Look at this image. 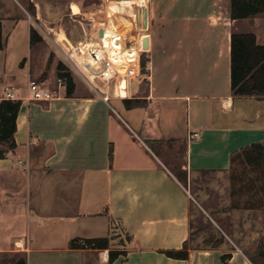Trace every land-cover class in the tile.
I'll return each mask as SVG.
<instances>
[{
  "label": "crops",
  "instance_id": "0c3cea01",
  "mask_svg": "<svg viewBox=\"0 0 264 264\" xmlns=\"http://www.w3.org/2000/svg\"><path fill=\"white\" fill-rule=\"evenodd\" d=\"M119 1L125 13L109 4L115 23L146 0ZM71 8L80 11L77 2ZM140 9L133 16L146 26ZM147 9V76L106 83L80 68L69 96L61 76L45 80L49 56L33 53L29 19L30 56L17 69L0 60V101L10 91L22 102L17 147L0 157V253L24 254L28 264H262L264 227L255 225L262 213L231 232L194 226L195 199L169 147L182 146L185 169L204 173L226 172L237 153L264 144V96H236L231 85L232 34L254 33L264 44L263 28L253 18L233 20L231 0H150ZM4 11L0 4L2 54L13 44ZM10 22L15 31L19 21ZM68 47L71 60L89 64ZM32 80L54 99L29 100ZM105 238L109 248L72 245ZM185 250V259L167 255ZM111 251L120 253L114 262Z\"/></svg>",
  "mask_w": 264,
  "mask_h": 264
},
{
  "label": "rangeland",
  "instance_id": "374dc122",
  "mask_svg": "<svg viewBox=\"0 0 264 264\" xmlns=\"http://www.w3.org/2000/svg\"><path fill=\"white\" fill-rule=\"evenodd\" d=\"M72 2H77L80 11H73ZM122 6V11L126 4L119 0H0V4L5 6L4 14L7 35L13 44L6 48L4 54L0 52V60L5 57L11 69L19 67L20 57L30 56V48L27 47V23L30 20L32 28L36 29L41 41L36 42V48L33 53H47L49 56L48 69L45 72V80H56L60 76L59 65L63 64L68 72L77 73L80 68L84 69L90 64H80L71 60L68 55V44L73 51L82 53L83 46L89 41L91 35L98 33L99 28H107V37L101 40L102 45H106L110 51H115L119 47V36L130 38L132 41H139L138 32H141L143 44L148 40L152 33V26L149 19V26H140L139 18L134 17L136 11L140 8H147L150 0H146L142 4H135L132 13L127 11L126 17L120 23H115L109 17V4ZM146 4V5H145ZM124 6V7H123ZM25 8V10H24ZM125 13V12H124ZM10 17L19 21V25L14 31ZM29 19V20H28ZM252 20L255 25H260L264 31V14L254 17ZM149 37V43H150ZM103 38V37H102ZM126 41V39H125ZM68 43V44H67ZM139 44L140 41H139ZM142 45V44H141ZM150 45V44H149ZM147 53H151L150 48H145ZM157 49V48H156ZM143 53V63L149 60L147 53ZM157 53V51H156ZM149 64L143 65L141 75L147 76ZM55 68L54 73L51 72ZM95 72V67L92 68ZM125 68L122 67V71ZM51 73H53L52 78ZM50 75V76H49ZM123 75L119 78V82H123ZM113 79L110 82H117ZM136 85V84H135ZM113 106L120 108L123 103L111 101ZM175 152V161L178 165V176L192 193L195 202L193 212V225L196 227L221 226L226 231L231 232L233 225L239 220L248 219L253 214L262 213V218L256 217L255 225L264 227V192L260 186L264 184V162L260 166H254L246 161L244 153H240L235 157L231 167L226 172H191L185 169V156L182 146L169 147ZM172 154V153H171ZM251 210H255L252 212ZM249 211V212H248ZM249 215H248V214ZM204 235V234H203ZM208 237V235H205ZM260 241L264 242V235L260 236ZM264 246H261L263 248ZM261 248L256 251L257 261L262 262L260 256ZM6 258L0 256V264H8Z\"/></svg>",
  "mask_w": 264,
  "mask_h": 264
},
{
  "label": "trees",
  "instance_id": "16d2710c",
  "mask_svg": "<svg viewBox=\"0 0 264 264\" xmlns=\"http://www.w3.org/2000/svg\"><path fill=\"white\" fill-rule=\"evenodd\" d=\"M264 14V0H231V18L240 20L254 18ZM32 44L41 41L36 29L31 31ZM5 40L3 36V23L0 21V50L4 49ZM232 72L231 85L232 92L236 96H264V44L258 42L254 33L232 34L231 40ZM145 60L142 64H148ZM60 76L67 82L68 95L71 96L75 90V83L70 72L63 65H59ZM147 70H149L147 68ZM22 102L19 100L4 99L0 101V157L4 158L6 153L17 147L16 132L17 120L21 110ZM244 153L246 161L254 166H260L264 162V144L255 143L237 153L234 157ZM232 160V162H233ZM262 188V189H261ZM264 192V184L260 186ZM88 248H109V240L89 239L85 240ZM74 247H80L78 240L73 241ZM119 252H110V261L114 262L119 256ZM167 255L173 258L185 259L188 252L168 251ZM6 258L8 264H28L27 257L19 253H0ZM260 256L264 264V247L261 248Z\"/></svg>",
  "mask_w": 264,
  "mask_h": 264
},
{
  "label": "built area",
  "instance_id": "2783aa9c",
  "mask_svg": "<svg viewBox=\"0 0 264 264\" xmlns=\"http://www.w3.org/2000/svg\"><path fill=\"white\" fill-rule=\"evenodd\" d=\"M100 29L101 28H99L97 34L91 35L89 41L83 46L82 53L86 52L93 60L90 61V65L86 70L106 83H109L113 79H117L121 75L128 79L140 77L142 70V56L146 50L145 44L135 48V46H133V41L130 38L128 39L125 38V36L123 37L120 35L118 39L120 42L118 49L114 52H110V49H108L106 45L100 43L102 40L99 35ZM93 36L98 38L99 42L97 44L91 43V38ZM84 47H86L85 51ZM94 67L97 69L95 72L91 70ZM122 67L125 68L124 71H122ZM57 83L59 86H62L66 83V80L59 77ZM30 94L29 100L33 101H50L54 99L53 89L48 86H43L37 80H32L30 82ZM6 99L17 100L18 97L15 93L8 91L6 93ZM198 136L199 132H191L189 138L195 139ZM78 244L81 248H88V244L85 240H78Z\"/></svg>",
  "mask_w": 264,
  "mask_h": 264
},
{
  "label": "water",
  "instance_id": "95a60500",
  "mask_svg": "<svg viewBox=\"0 0 264 264\" xmlns=\"http://www.w3.org/2000/svg\"><path fill=\"white\" fill-rule=\"evenodd\" d=\"M140 11H141V13L143 14V15H145V21H146V26L148 27L149 25H148V9L147 8H144V7H142L141 9H140ZM99 35H100V37L102 38V37H104V35H105V30H104V28H101L100 29V31H99ZM99 42V40H98V38L96 37V36H93L92 38H91V43L92 44H97ZM148 46H149V39L147 40V42L145 43V48L147 47L148 48Z\"/></svg>",
  "mask_w": 264,
  "mask_h": 264
},
{
  "label": "bare ground",
  "instance_id": "6f19581e",
  "mask_svg": "<svg viewBox=\"0 0 264 264\" xmlns=\"http://www.w3.org/2000/svg\"><path fill=\"white\" fill-rule=\"evenodd\" d=\"M142 35L143 34L141 32H139V41H140L141 44H143V41L145 40ZM149 37H150V35L148 37L146 36V38H148V39H149ZM81 59L85 63H88V62L90 63V61H93L91 59V57L86 52H85L84 55L81 56Z\"/></svg>",
  "mask_w": 264,
  "mask_h": 264
}]
</instances>
